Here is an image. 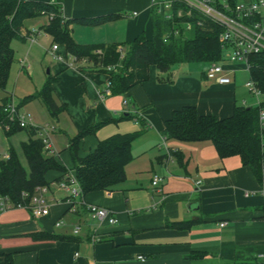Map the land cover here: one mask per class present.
Segmentation results:
<instances>
[{
  "label": "crops",
  "instance_id": "1",
  "mask_svg": "<svg viewBox=\"0 0 264 264\" xmlns=\"http://www.w3.org/2000/svg\"><path fill=\"white\" fill-rule=\"evenodd\" d=\"M60 5L65 19L118 14L94 25L70 22V34L79 44L115 43L122 47L138 34L151 36L149 0H61ZM260 14L264 16V8ZM37 19L39 22L28 20L21 33L37 29L34 43L47 41V51L51 38L39 29L46 17ZM18 40L27 43L26 39ZM57 52L66 54L62 45ZM26 56L19 60L26 65L20 66L21 71L31 70L25 63ZM223 65L230 83L206 79L205 63L179 64L172 70V82H159L151 65L147 80L141 84L123 94L100 98L105 73L80 70L60 61L51 63L47 73L54 78L51 96L61 110L53 116L44 104L47 112L41 104L39 108L45 120L47 117L54 123L53 131L64 137L61 147H53L67 169L72 170L68 141L77 131L104 122L79 142L78 154L83 156L99 140L141 128L136 118L117 122L111 118L136 115L145 127L131 142L132 157L125 165L124 179L110 190L75 197L76 201L103 206L116 214V224L100 229V241L90 239L92 222L84 206L79 203L70 208L64 201L68 192L57 185L63 179L61 173L50 170L45 174V191L35 193L45 201L48 214L33 217L22 207L0 213V264H5V255L12 264H232L253 259L264 264L259 257L264 256V195L257 191L260 168L253 172L238 155L220 157L210 140L183 141L162 135L164 120L182 106H194L198 114L218 118L231 115L235 105L252 106L246 105L245 86L238 78L244 72L248 77L243 63ZM251 101H264V92ZM18 132L24 134L25 141L24 129ZM18 154L21 160L19 149ZM154 175L162 178L158 187L151 184ZM57 220L63 223L56 226ZM174 221L190 224L185 228L166 225ZM75 224L81 226L77 234L72 233ZM39 232L62 238L34 237Z\"/></svg>",
  "mask_w": 264,
  "mask_h": 264
},
{
  "label": "trees",
  "instance_id": "2",
  "mask_svg": "<svg viewBox=\"0 0 264 264\" xmlns=\"http://www.w3.org/2000/svg\"><path fill=\"white\" fill-rule=\"evenodd\" d=\"M61 0H0V90H5L10 66L14 59L11 46L13 39L23 40L21 29L28 20L42 16L46 22L40 26L50 36L51 42L62 45L67 54L72 55L80 70L98 71L107 76L110 94H123L131 87L141 84L148 78V68L153 65L159 82H172V70L183 63L218 62L222 60L218 35L220 27L200 12L192 10L186 14L187 7L178 1L173 2L172 19H166L163 13L149 8L151 14V36L138 34L122 47L110 43L106 45L79 44L71 36L68 24L72 21L94 25L118 17L107 14L91 19H65L61 12ZM220 1V0H217ZM230 4L238 0H225ZM180 8L181 16H176ZM190 28L185 27V22ZM200 23H197V22ZM175 30L177 31L175 33ZM28 30H26L27 32ZM165 36H167L165 38ZM165 38V40H164ZM250 77L261 92H264V52L250 55ZM109 67V69H107ZM54 78L48 74L42 87L24 100L38 98L47 110L56 116L61 110L51 96ZM10 101L6 94L0 98V126L9 124L6 136L24 129L27 135L20 142L19 152L26 166L21 163L18 152L9 146L8 158H0V197H6L12 207L28 204L35 194L36 187H45V174L58 171L64 178L68 169L57 159V155L46 153L36 127H20L7 119L3 108ZM125 118H136L140 129L115 133L97 142L96 147L83 156L78 154L81 139L93 134L103 124H94L77 131L69 138V151L72 171L80 187L81 195L99 190H110L125 177V165L131 160V142L144 130L142 118L124 114L111 118L117 122ZM164 138L183 141L210 140L220 157L238 155L243 165H248L255 173L260 168V151L257 128V107L235 105L231 115L218 118L210 114H198L194 106H182L171 112L163 122ZM70 206V205H69ZM190 222L174 221L166 225L185 228ZM36 238L61 239V236L48 232L34 234ZM5 264H12L5 255ZM111 264V263H102ZM232 264H263L257 259L234 262Z\"/></svg>",
  "mask_w": 264,
  "mask_h": 264
},
{
  "label": "built area",
  "instance_id": "3",
  "mask_svg": "<svg viewBox=\"0 0 264 264\" xmlns=\"http://www.w3.org/2000/svg\"><path fill=\"white\" fill-rule=\"evenodd\" d=\"M178 1L183 3L186 7V14L190 15L192 10L200 12L204 17H207L212 22L220 27L218 40L223 51L222 60L218 62H210L204 68V76L209 81L219 84L230 83L231 78L228 76L224 68V63L241 62L244 69L248 73L247 80L244 82L245 88L249 93L258 97L262 93L253 79L250 77V55L264 52V16L260 14V10L264 8V0H238L234 4H230L225 0H149V8H153L156 12L163 13L166 19H172L173 2ZM180 8L176 10V16H181ZM197 23H200L199 21ZM185 27L190 28V23L185 22ZM38 30L30 29L27 32L21 33L24 38L30 42H34V36ZM177 31L175 30V33ZM167 36H165L166 38ZM164 38V40H165ZM58 45L52 43L48 52L54 61L64 62L67 65L78 68L74 61V57L69 54H59L57 52ZM21 67H25L24 61L20 62ZM109 69V67H107ZM110 94L109 84L105 83L104 88L99 92V97L103 98ZM10 101L7 102L3 108L6 117L11 122H16L20 127H36L30 124L29 121L21 114L17 106L12 101V96L9 95ZM244 104V101H242ZM257 128L258 141L260 151V172L261 182L258 192L264 195V101H257ZM2 128L9 129V124L3 123ZM0 126V127H1ZM37 128V135L41 138L43 149L50 154H56L48 130L45 128ZM3 158H8L7 152L2 154ZM161 177L154 175L151 179L152 186L158 187L161 182ZM58 187L68 192L67 198L64 200L70 205V208L82 204L85 208L87 218L92 222L89 226L92 242H98L100 238V229L105 226H113L117 223L116 214L109 208L87 203L83 200L76 201L75 197L81 195L80 187L72 170L66 172L64 178L57 182ZM45 187H36V192H44ZM17 207L25 208L29 211L31 216L38 217L48 214V206L44 203L40 195L33 194L28 202L23 206ZM14 208L6 197H0V213ZM63 223L62 220L55 222L56 226ZM224 223H220L222 226ZM80 224H75L72 227V233L77 234L80 230ZM142 258L141 256H138ZM263 259L264 256L259 255Z\"/></svg>",
  "mask_w": 264,
  "mask_h": 264
},
{
  "label": "rangeland",
  "instance_id": "4",
  "mask_svg": "<svg viewBox=\"0 0 264 264\" xmlns=\"http://www.w3.org/2000/svg\"><path fill=\"white\" fill-rule=\"evenodd\" d=\"M33 21L39 22V19L36 18L33 19ZM37 39L41 40V38ZM35 40L36 38H34V42ZM34 42H30L27 40V43L24 44L18 39L12 40L11 45L14 50V59L10 66L5 90H0V97L5 94L11 95L13 103L17 106L19 112L24 115L27 121H29L33 126L45 128L46 130H48V135L50 136V139H52L53 145L61 147L63 145L62 143L64 141V137L60 135L57 130L53 131V128L55 126L54 123H51L49 118L46 117L45 120L44 115L43 113H41L39 108L41 104L42 110L44 112H47L46 109H43V102L38 98H33V100H24V97L26 95L30 93H36L42 87L48 75V68L51 67V63L53 64L55 62L48 52L49 49L47 51L45 50L49 46V43H46L47 41H41L40 43ZM29 43L34 44L30 45ZM24 56H26L25 59L27 61L25 63H29L31 65V70H20L21 67L19 60L23 59ZM238 78L240 79L241 84L244 85V82L247 80V74L244 72ZM242 90L243 94L245 95V101L249 102L246 105L254 106L256 102H253L251 100L255 99V96L249 93L248 90L245 89V87H242ZM247 96L250 97V101L248 100ZM0 128H2V126ZM2 129H0V158H2V154L4 152H7V145L12 146L16 150V152H18V149L20 148L19 144L25 138L24 134L18 131L6 136L4 134L5 129ZM21 161L23 165L26 166L25 161L22 157ZM50 189L55 191L52 187H50Z\"/></svg>",
  "mask_w": 264,
  "mask_h": 264
},
{
  "label": "water",
  "instance_id": "5",
  "mask_svg": "<svg viewBox=\"0 0 264 264\" xmlns=\"http://www.w3.org/2000/svg\"><path fill=\"white\" fill-rule=\"evenodd\" d=\"M47 73H48V70H47Z\"/></svg>",
  "mask_w": 264,
  "mask_h": 264
}]
</instances>
